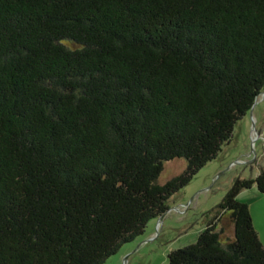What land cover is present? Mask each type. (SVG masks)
Segmentation results:
<instances>
[{"label":"trees","instance_id":"16d2710c","mask_svg":"<svg viewBox=\"0 0 264 264\" xmlns=\"http://www.w3.org/2000/svg\"><path fill=\"white\" fill-rule=\"evenodd\" d=\"M263 87L264 0H0V264H104ZM176 158L187 166L159 183ZM252 184L264 193V169L167 264H264L236 198Z\"/></svg>","mask_w":264,"mask_h":264},{"label":"rangeland","instance_id":"374dc122","mask_svg":"<svg viewBox=\"0 0 264 264\" xmlns=\"http://www.w3.org/2000/svg\"><path fill=\"white\" fill-rule=\"evenodd\" d=\"M216 156L201 167L187 184L174 192L167 212L150 221L146 231L124 244L104 264H167L171 250L188 246L213 216V208L238 179L255 178L264 169V87L252 109L233 128L232 136ZM183 158L167 161L158 178L163 184L181 174ZM236 198L249 206L253 227L264 244V193L255 184L243 188ZM224 237L234 232L229 216L222 215Z\"/></svg>","mask_w":264,"mask_h":264}]
</instances>
